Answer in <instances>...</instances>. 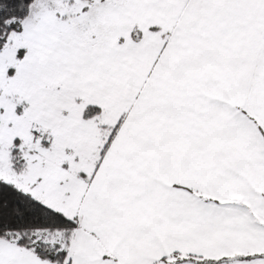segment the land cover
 <instances>
[{"label": "snow or ice", "instance_id": "obj_1", "mask_svg": "<svg viewBox=\"0 0 264 264\" xmlns=\"http://www.w3.org/2000/svg\"><path fill=\"white\" fill-rule=\"evenodd\" d=\"M0 264H264V0H0Z\"/></svg>", "mask_w": 264, "mask_h": 264}]
</instances>
